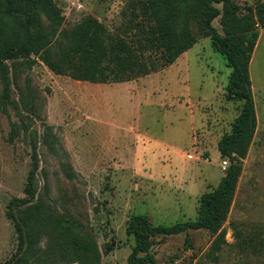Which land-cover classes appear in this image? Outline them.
<instances>
[{
	"label": "rangeland",
	"instance_id": "374dc122",
	"mask_svg": "<svg viewBox=\"0 0 264 264\" xmlns=\"http://www.w3.org/2000/svg\"><path fill=\"white\" fill-rule=\"evenodd\" d=\"M53 1L58 30L95 19L147 71L96 83L57 73L38 56L30 68L22 58L7 61L6 100L0 82V264L21 254L24 264H128L134 238L125 228L134 215L154 226L198 218L200 197L229 165L222 169L217 144L232 131L243 100L227 95L231 67L196 26V43L163 64L144 0ZM233 1L241 16L260 0ZM212 25L223 34L220 16ZM64 45L54 38L53 53L61 56ZM249 77L255 123L222 226L215 234L200 228L152 236L155 264H264V45ZM32 144L35 196L17 213L29 224L23 251L6 213L8 202L25 194Z\"/></svg>",
	"mask_w": 264,
	"mask_h": 264
},
{
	"label": "trees",
	"instance_id": "16d2710c",
	"mask_svg": "<svg viewBox=\"0 0 264 264\" xmlns=\"http://www.w3.org/2000/svg\"><path fill=\"white\" fill-rule=\"evenodd\" d=\"M144 4L148 9L149 21L153 24L152 32L161 48L163 64L172 63L196 43L197 36L193 30V26H196L211 39L213 48L223 55L231 67L226 85L227 95L243 100V106L233 122L232 131L218 141V150L228 159L229 165L218 186L200 197L198 218L170 226H154L145 215H134L125 228L126 234L134 238L128 264H155V258L150 253V238L154 235L169 236L200 228L215 234L222 226L240 170L238 161L246 153L251 137L250 128L255 123L249 61L258 28H264V0L255 3L253 14L241 16L233 0H144ZM219 4L221 7H218ZM43 16L54 23V27L46 28ZM218 16L223 34L212 25L213 19ZM59 18L53 0H3L0 5V82L4 100L8 98L10 87L9 60L22 58L25 66L30 68L35 62L34 56H38L57 73L96 83L125 82L147 71L136 68L128 45L108 37L95 19L87 18L71 29L58 30ZM58 37L65 41V52L61 56L55 55L51 48L54 38ZM31 159L25 194L23 197H13L8 202L6 213L16 229L18 247L23 251L30 248V245H23L29 224L17 213L31 206L35 196L38 156L34 144ZM217 236L222 237L221 233ZM111 248V245H107L105 250ZM92 255L97 259L95 254ZM25 262V254L14 260V264ZM12 263L13 259L10 258L4 264Z\"/></svg>",
	"mask_w": 264,
	"mask_h": 264
},
{
	"label": "crops",
	"instance_id": "0c3cea01",
	"mask_svg": "<svg viewBox=\"0 0 264 264\" xmlns=\"http://www.w3.org/2000/svg\"><path fill=\"white\" fill-rule=\"evenodd\" d=\"M262 39H264V28L259 27L256 43L253 47L250 61H249V73H251V67H252L254 60L256 59V55H258V53L261 51L262 45H264V42L262 41Z\"/></svg>",
	"mask_w": 264,
	"mask_h": 264
},
{
	"label": "built area",
	"instance_id": "2783aa9c",
	"mask_svg": "<svg viewBox=\"0 0 264 264\" xmlns=\"http://www.w3.org/2000/svg\"><path fill=\"white\" fill-rule=\"evenodd\" d=\"M227 162H228V159L227 158H224L222 161H221V163H222V169L224 170L225 168H226V164H227Z\"/></svg>",
	"mask_w": 264,
	"mask_h": 264
}]
</instances>
